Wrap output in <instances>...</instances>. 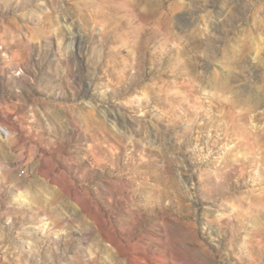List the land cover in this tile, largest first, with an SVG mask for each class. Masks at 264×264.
Instances as JSON below:
<instances>
[{"label": "rangeland", "instance_id": "374dc122", "mask_svg": "<svg viewBox=\"0 0 264 264\" xmlns=\"http://www.w3.org/2000/svg\"><path fill=\"white\" fill-rule=\"evenodd\" d=\"M128 1L0 0V264H264V0Z\"/></svg>", "mask_w": 264, "mask_h": 264}, {"label": "bare ground", "instance_id": "6f19581e", "mask_svg": "<svg viewBox=\"0 0 264 264\" xmlns=\"http://www.w3.org/2000/svg\"><path fill=\"white\" fill-rule=\"evenodd\" d=\"M144 1H146V0H144ZM128 3H129V5H131V7H133V9H135V10H136V8L138 7V4H137V3H132L131 0L128 1ZM135 7H136V8H135ZM69 34L71 35V39H72V40H77V39L79 40V38L81 37L80 34L75 33V32H69ZM155 34H156V36H157L158 34H161V31L158 30L157 32H155ZM80 39H81V38H80ZM149 42H153L151 38L149 39L148 43H149Z\"/></svg>", "mask_w": 264, "mask_h": 264}]
</instances>
